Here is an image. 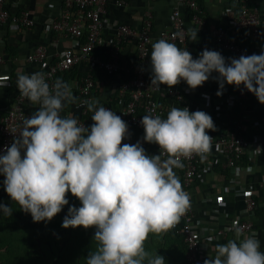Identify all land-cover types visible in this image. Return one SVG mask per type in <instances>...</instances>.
<instances>
[{
    "label": "built area",
    "instance_id": "built-area-1",
    "mask_svg": "<svg viewBox=\"0 0 264 264\" xmlns=\"http://www.w3.org/2000/svg\"><path fill=\"white\" fill-rule=\"evenodd\" d=\"M115 1L119 6L128 2ZM176 1L172 28L161 30L156 38L150 11L140 27L119 24L114 36H109V0H62L64 6L59 16L44 24V31L51 34L50 43L67 37L73 44L51 57L46 54L47 46L39 44L26 59L41 68L34 84L40 86L45 96L55 93L58 75L70 72L74 66L86 67L79 98L83 115L90 118L76 122L75 138L90 129L101 144L112 147L120 171L110 177L106 186L108 195L116 199L133 190L143 199H167L173 189L175 195L167 208L168 219L170 229L184 239L185 260L188 264H211L208 255L211 242L235 232L246 236L255 227L251 216L257 202L252 197L246 198L243 216L234 222L215 228L199 225L190 191L197 179L205 178L217 167L238 171L248 150L258 142L264 143V0H233L224 21L209 17L201 0ZM185 11L211 39L213 64L220 68L224 60L235 70L227 95L226 116L213 138L205 137V140L174 120L167 110V100L185 102L196 82L186 66L191 49ZM32 14L31 10L12 14L6 0H0V35L1 25L9 19L16 25L33 26ZM157 39L169 47L170 53L163 84L154 77L155 65L150 54ZM127 50L133 54L131 59L127 58ZM249 50L258 51V63L248 54ZM3 63L0 54V65ZM101 71L114 78L98 81ZM114 80L117 82L114 93L121 98V115L112 119L115 112L107 103L113 93L100 101L94 99L93 92ZM200 83L205 89L201 96L210 99L213 86L208 81ZM27 93L26 89L18 92L7 112L0 115V179L11 176L15 144L30 134L24 107ZM248 122L259 131H250ZM68 145L69 139L58 140L49 162L50 174L56 182L66 178ZM212 147L216 148L215 153L211 152ZM149 149L155 152L151 159L145 156Z\"/></svg>",
    "mask_w": 264,
    "mask_h": 264
},
{
    "label": "crops",
    "instance_id": "crops-1",
    "mask_svg": "<svg viewBox=\"0 0 264 264\" xmlns=\"http://www.w3.org/2000/svg\"><path fill=\"white\" fill-rule=\"evenodd\" d=\"M109 1V36H114L119 24L140 27L149 11L153 14L156 38L161 30L173 26L176 0H127L124 6L117 5L115 0ZM6 3L12 14L21 10L33 11L35 23L31 27H23L9 19L1 25L0 54L4 63L0 65V115L7 112L18 92L28 90L24 107L30 134L16 142L11 176L0 180V210H26L29 207L38 212L41 204L49 200L47 193L52 192L62 199L65 190H74L72 193L87 203L83 216L87 215V220H92L90 216L94 211L97 213L95 216L98 218L92 220L93 234L100 239L97 238V246L118 237L117 241L125 244L129 264H182L185 258L180 246L182 240L171 234V220L163 217L160 203L155 198L143 199L133 190L116 199L110 197L107 183L120 171V163L115 159L112 147L101 144L90 129L75 138L76 122L90 118L83 115L79 98V85L86 67L74 66L69 73L58 75L57 88L51 96H45L40 86L34 84L41 68L27 61V55L39 44L47 46L48 57L73 44V40L67 37H60L58 43H50L51 34L44 31V24L59 16L64 6L62 0H6ZM233 3V0H201L206 14L218 21L226 19V9ZM184 13L191 49L186 66L195 75L196 82L192 84L185 102L167 100V110L174 120L205 140V137L213 138L226 116L227 95L234 82L235 70L224 60L220 68L213 64L211 39L191 21L189 12ZM257 52L249 50L248 54L258 63ZM125 53L128 59L133 57L130 50ZM150 54L155 65L154 77L163 84L167 78L165 62L170 55L169 47L157 39ZM206 61L210 62V67L204 65ZM105 79L99 77L97 80ZM203 81L213 86L210 99L201 96L205 91L200 83ZM116 84L114 80L102 90L96 88L94 99L101 101L105 95H114ZM114 112L112 119L121 115V108L117 106ZM247 127L252 132L259 131L250 122ZM66 138L69 139V165L64 171L65 181L59 185L50 174L49 162L57 141ZM211 152L215 153L216 148L212 147ZM145 156L153 158L154 150H147ZM239 165L236 172L215 168L205 178L197 179L190 191L197 208L198 224L213 228L241 218L247 197L257 202L255 214L251 216L255 225L253 232L246 236L235 232L211 242L208 249L211 264H264V143L258 142L251 147ZM80 219L73 221L79 223V227L85 222L84 218V221ZM99 228L104 230L98 231ZM116 228L122 230L116 233Z\"/></svg>",
    "mask_w": 264,
    "mask_h": 264
},
{
    "label": "rangeland",
    "instance_id": "rangeland-1",
    "mask_svg": "<svg viewBox=\"0 0 264 264\" xmlns=\"http://www.w3.org/2000/svg\"><path fill=\"white\" fill-rule=\"evenodd\" d=\"M73 191L65 190L63 192V194L66 195V199L64 195L62 197L63 201H65V206L60 207L58 216H56L57 211L53 208L51 212L47 213L46 217L42 216L41 221L36 224L37 226L42 225L46 222V219L50 220L51 217H55L57 218V224H59V226L49 231L51 234H49L46 240H40L39 244H35V253L40 252L43 257L44 252L45 255H47L54 246H56L57 252L60 253L62 250L64 251L67 244L68 250H65V252L67 256L71 258L70 264H129L128 255H126L127 253L124 248L125 244L124 242L121 243L117 241L118 237L110 239V242L106 241L103 244L96 245L98 237L93 234L94 229L92 220L94 221L98 218L97 215L95 216L97 213L94 211V215L90 216L92 220H87V215L83 216V208L87 203H83L76 194L72 193ZM90 201L93 200L91 199ZM1 210H4L2 212L4 213L5 221H10L12 216L14 217V215L19 214L18 211L14 210L7 211L5 208H1ZM42 211L41 208L38 209V212L30 210L29 214L33 215L34 219H37L41 216L40 213ZM81 217L82 219H80ZM77 218L83 221L85 219V222L80 223L83 224V226L79 227V223L73 222L74 220L77 221ZM14 219L15 218H13L11 222L15 223L16 221H14ZM88 221H90V224H88ZM48 225L49 224H47V226ZM100 229L104 230L99 228L98 231ZM72 230L76 232L75 237L72 236ZM112 230L114 231V229ZM121 230L122 228H116L115 231L119 233ZM25 243V240H22L20 244L24 247L26 246ZM47 248L49 250H46ZM152 248L154 249V247ZM101 251H103L102 254H100ZM50 263L59 264L57 263V255L51 259Z\"/></svg>",
    "mask_w": 264,
    "mask_h": 264
},
{
    "label": "trees",
    "instance_id": "trees-1",
    "mask_svg": "<svg viewBox=\"0 0 264 264\" xmlns=\"http://www.w3.org/2000/svg\"><path fill=\"white\" fill-rule=\"evenodd\" d=\"M241 41L243 42L244 39L241 38ZM245 42L247 45H250L248 40ZM204 65L207 67L211 66L209 61H206ZM67 73L69 72H66V74ZM99 77L111 79L114 78L113 75H108L104 71L100 72ZM99 77H97V79ZM117 96L118 94L113 95L112 100L107 103L114 109L119 106V100H121V98ZM1 115L3 114L1 113ZM139 132H141V130H139ZM64 181L65 180H62L61 182L55 181V183L60 185ZM53 194L54 193L52 192L47 193L46 197L49 198V200L41 204V209L43 211L40 213L41 216H39L37 219H34L33 215L29 214V207H27L26 210H14L18 211L19 214L14 215V217L12 216L10 221H5L4 213L2 212L4 210H0V264H51L50 261L55 255H57V263L70 264L69 262L71 261V258H69L65 252V250H68L67 244L66 248H64V251L62 250V252L59 253L57 252L56 246H54V248H52V250L49 251L47 255H45L44 252L43 257L41 256L40 252L35 253L34 251L35 244H39L40 240H46L49 234H51L49 231L53 230L54 227L59 226V224H57V218L55 217H51L50 220L46 219V222H43L45 225H36L41 221V217H46L47 213L51 212L53 208L55 211H57L56 216H58L60 207L65 206V201L59 197H55V194ZM174 195L175 191L172 189V193L168 194L167 199H162L159 197L155 198V200L160 203V209L163 211V217L166 219H168L167 208L173 200ZM5 209L9 211L8 208ZM13 218H15V223L11 222ZM47 224L49 225L47 226ZM171 234L180 237V240H182L180 246L183 250V253H185L186 245L183 237L181 235H177L175 232H172ZM72 236H76V232L74 230H72ZM22 240H25L26 242V246L24 247H22V244H20ZM46 250L49 249L47 248ZM182 264H188L185 258H183Z\"/></svg>",
    "mask_w": 264,
    "mask_h": 264
}]
</instances>
